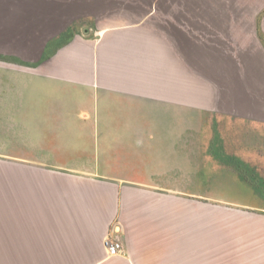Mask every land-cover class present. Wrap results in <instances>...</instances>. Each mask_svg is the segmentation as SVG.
I'll use <instances>...</instances> for the list:
<instances>
[{"label":"crops","instance_id":"crops-1","mask_svg":"<svg viewBox=\"0 0 264 264\" xmlns=\"http://www.w3.org/2000/svg\"><path fill=\"white\" fill-rule=\"evenodd\" d=\"M90 2L0 0V158L19 165L3 188L2 254L12 264H185L180 237L172 250L161 215L156 225L171 187L155 177L197 169L202 185L197 173L213 164L252 167L220 161L227 146L186 132L229 115L194 74L203 54L181 19ZM246 53L243 71L262 73ZM105 237L121 243L117 256Z\"/></svg>","mask_w":264,"mask_h":264},{"label":"rangeland","instance_id":"rangeland-1","mask_svg":"<svg viewBox=\"0 0 264 264\" xmlns=\"http://www.w3.org/2000/svg\"><path fill=\"white\" fill-rule=\"evenodd\" d=\"M84 1L91 6L90 1L96 0H74L76 5ZM118 1L129 9L138 7L140 12L152 6L166 12L170 9L173 16L181 19L188 31L189 43L197 45L203 54L204 73L192 72L202 78L204 85L209 84L216 90L214 104L220 107V113L229 115L209 117L197 129L189 126L188 136L211 135L216 141L213 147L216 152L227 146L223 152L226 156L220 155V161L248 162L252 168L242 169H252L264 178V0ZM123 12L130 11L126 8ZM167 19L177 25L175 19ZM243 52L255 53L262 73L243 71ZM234 62L239 68L232 70ZM221 136L227 142L217 143ZM214 141L208 145H214ZM177 160L186 167L191 165L188 158ZM210 162L215 161L210 159ZM17 163L0 158V204L3 199L12 198L3 188L6 183L17 180ZM171 170L180 173L155 177L157 182L171 187L164 193L169 203L163 210L156 208V225L161 215L172 250L176 237H180L181 251L183 247L186 250L185 264H264L263 192L243 184L231 169L214 164L212 169H200L202 175L197 173V177L202 176V185L194 181L197 169ZM205 194L209 196H202ZM1 240L0 264H12L9 255L2 254Z\"/></svg>","mask_w":264,"mask_h":264},{"label":"trees","instance_id":"trees-1","mask_svg":"<svg viewBox=\"0 0 264 264\" xmlns=\"http://www.w3.org/2000/svg\"><path fill=\"white\" fill-rule=\"evenodd\" d=\"M232 172L237 175L238 179L242 180L243 184H247L254 191L259 190L264 194V178L258 174L253 173L252 169H231ZM214 178V177H213ZM261 192V193H262Z\"/></svg>","mask_w":264,"mask_h":264},{"label":"built area","instance_id":"built-area-1","mask_svg":"<svg viewBox=\"0 0 264 264\" xmlns=\"http://www.w3.org/2000/svg\"><path fill=\"white\" fill-rule=\"evenodd\" d=\"M102 245L106 251L107 257L117 256L122 249V245L118 240L105 237L102 241Z\"/></svg>","mask_w":264,"mask_h":264}]
</instances>
